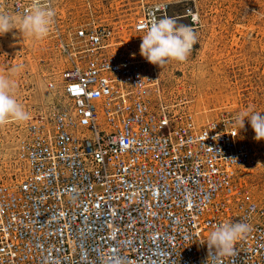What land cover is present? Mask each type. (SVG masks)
Returning a JSON list of instances; mask_svg holds the SVG:
<instances>
[{
	"label": "built area",
	"instance_id": "built-area-1",
	"mask_svg": "<svg viewBox=\"0 0 264 264\" xmlns=\"http://www.w3.org/2000/svg\"><path fill=\"white\" fill-rule=\"evenodd\" d=\"M45 2L43 40L64 64L17 139L15 170L0 172V264H264V192L241 175L257 153L238 113L200 124L170 107L140 54L151 21L177 17L169 3H141L123 32ZM31 3L0 11L19 20ZM223 222L251 226L227 254L207 245Z\"/></svg>",
	"mask_w": 264,
	"mask_h": 264
},
{
	"label": "rangeland",
	"instance_id": "rangeland-1",
	"mask_svg": "<svg viewBox=\"0 0 264 264\" xmlns=\"http://www.w3.org/2000/svg\"><path fill=\"white\" fill-rule=\"evenodd\" d=\"M168 2L177 25H188L196 43L184 62L158 66L160 95L172 108L189 111L198 123L230 111L264 114V0H60L65 20L93 19L96 23L128 30L140 4ZM194 14L196 21H190ZM180 16V17H179ZM0 35V75L16 82L15 98L29 114L22 122L0 126V172L15 170L17 139L23 128L45 108L47 83L64 64L43 39L25 37L17 19ZM21 66L13 74V69ZM242 134L257 153L256 165L242 178L260 198L264 192V139L256 140L246 118Z\"/></svg>",
	"mask_w": 264,
	"mask_h": 264
},
{
	"label": "clouds",
	"instance_id": "clouds-1",
	"mask_svg": "<svg viewBox=\"0 0 264 264\" xmlns=\"http://www.w3.org/2000/svg\"><path fill=\"white\" fill-rule=\"evenodd\" d=\"M15 22L19 23L20 32L25 37L40 40L49 35L55 23V10L45 0H32L30 7ZM13 23L10 15L0 11V35L12 30ZM196 39L194 30L188 25H177L174 19L168 17L153 19L147 26L146 34L142 36L140 54L149 63L161 67L170 61L184 62ZM20 67H15L13 74L18 72ZM16 87L14 80L0 75V126L10 120L22 122L29 119V114L15 98ZM246 118L255 132V139H264V114L251 110L240 112L235 120L239 129L244 127ZM250 230L251 226L244 222H223L209 234L207 245L222 254L231 253L235 242Z\"/></svg>",
	"mask_w": 264,
	"mask_h": 264
},
{
	"label": "bare ground",
	"instance_id": "bare-ground-1",
	"mask_svg": "<svg viewBox=\"0 0 264 264\" xmlns=\"http://www.w3.org/2000/svg\"><path fill=\"white\" fill-rule=\"evenodd\" d=\"M180 17V16H179ZM176 20V19H175Z\"/></svg>",
	"mask_w": 264,
	"mask_h": 264
}]
</instances>
